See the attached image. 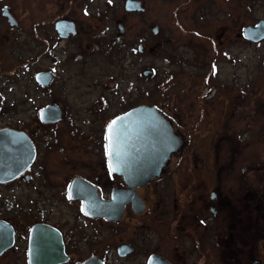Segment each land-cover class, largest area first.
<instances>
[{
	"label": "flooded vegetation",
	"instance_id": "obj_1",
	"mask_svg": "<svg viewBox=\"0 0 264 264\" xmlns=\"http://www.w3.org/2000/svg\"><path fill=\"white\" fill-rule=\"evenodd\" d=\"M162 1L165 23L179 26L180 20L181 26L187 23L198 29L194 34L213 32L216 48L227 26L237 31L230 37L235 43L240 41L249 49L264 46V28L257 30L264 25V0ZM52 4L49 23L35 21L36 59L43 63L34 75L36 97L29 89H21L19 99L14 96L9 101L12 124L0 126V130L24 133L35 151L22 174L11 182H0V231L6 238L12 235L11 246L0 253V264H150V258L152 264H264L260 110L264 104L255 95L256 76L244 88L233 89L239 101L233 108L241 126L250 129L248 140L242 134H229L236 113L223 112L228 180L187 184L180 181L185 177L182 169L176 185L157 186L180 149L156 179L131 188L109 163L106 137L116 117L146 104L126 100L116 110L104 86L97 93L75 96L63 94L61 86L53 96L51 92L57 85L56 72L108 52L115 41L108 35V26L118 19L113 8L123 17H138L145 11L144 0H53ZM4 8L14 26L8 23ZM0 23V67L8 74L13 69L4 64L10 53L7 33L22 28V22L4 2ZM263 63L264 58L261 67ZM40 73L41 83L36 77ZM156 108L182 137L168 112ZM235 152L241 160H236ZM182 159L179 156L180 165ZM13 184L18 185L19 197L9 194Z\"/></svg>",
	"mask_w": 264,
	"mask_h": 264
},
{
	"label": "rangeland",
	"instance_id": "obj_2",
	"mask_svg": "<svg viewBox=\"0 0 264 264\" xmlns=\"http://www.w3.org/2000/svg\"><path fill=\"white\" fill-rule=\"evenodd\" d=\"M52 1L4 0L0 3L8 4L22 22V28L7 33L10 53L4 64L13 70L3 74L0 67L3 101L0 126L12 124L13 111L9 101L14 96L19 99L21 89H29V94L36 97L34 75L42 69L43 63L36 59L39 44L34 27L39 19L49 23L46 19L53 11ZM162 3V0H144L145 11L138 17L132 14L123 17V12L116 13L113 8L112 14L118 19L108 26V35L115 40L108 52L89 56L79 62L82 65L74 64L61 73L56 72L57 85L51 96L59 86L64 88L63 94L74 96L97 93L104 86L106 96L112 99L116 110L126 100L135 102V105L160 106L168 112L167 116L174 120V126L182 134V137L178 136L182 140L179 147L182 150L169 163L166 175L156 181L157 186L176 185L179 173L184 170L185 177L180 181L187 184L228 180L226 162L229 151L223 140L224 110L236 113L231 117L229 134H242V139L245 136L248 140L250 129L241 126L239 113L233 108L239 102L233 89L244 88L254 74L255 95L264 104V63L261 67L264 46L249 49L240 41L235 43L230 37L237 31L233 32L227 26L219 34L222 40H216V48L211 38L213 32L194 34L192 31L198 29L187 23L183 27L180 20V27L165 23ZM137 21L138 27L135 26ZM44 26L49 27L47 23ZM134 45L140 49L136 50ZM96 82L102 84L95 85ZM231 99L234 101L230 107ZM248 106L249 103L244 106L245 111ZM260 110L264 122L262 105ZM237 155L235 152L236 160H241ZM179 156L184 158L181 165ZM9 194L19 197L18 185L13 184Z\"/></svg>",
	"mask_w": 264,
	"mask_h": 264
},
{
	"label": "water",
	"instance_id": "obj_3",
	"mask_svg": "<svg viewBox=\"0 0 264 264\" xmlns=\"http://www.w3.org/2000/svg\"><path fill=\"white\" fill-rule=\"evenodd\" d=\"M131 9V8H129ZM8 23L14 26V19L3 10ZM264 28L260 24L258 31ZM41 83L43 74L36 76ZM115 124L107 132L109 163L115 173L131 188L145 186L161 174L172 154H175L182 140L174 135L165 116L155 106L142 105L116 117ZM34 146L24 133L12 129L0 130V182H11L33 162ZM12 235L4 237L0 231V253L11 246ZM36 247H33L35 255ZM62 258V254H60Z\"/></svg>",
	"mask_w": 264,
	"mask_h": 264
},
{
	"label": "snow or ice",
	"instance_id": "obj_4",
	"mask_svg": "<svg viewBox=\"0 0 264 264\" xmlns=\"http://www.w3.org/2000/svg\"><path fill=\"white\" fill-rule=\"evenodd\" d=\"M115 123H116L115 121L112 122V124H115ZM111 127H112V125H109V129H111ZM150 264H152L151 258H150Z\"/></svg>",
	"mask_w": 264,
	"mask_h": 264
}]
</instances>
